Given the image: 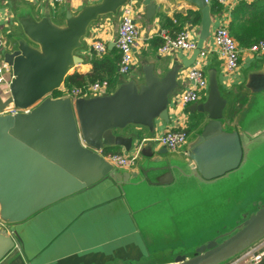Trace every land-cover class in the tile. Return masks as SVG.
<instances>
[{
    "label": "water",
    "instance_id": "95a60500",
    "mask_svg": "<svg viewBox=\"0 0 264 264\" xmlns=\"http://www.w3.org/2000/svg\"><path fill=\"white\" fill-rule=\"evenodd\" d=\"M130 1H137L150 20L158 3L169 0H100L67 13L61 22L37 19L26 4L14 9L20 34L12 37L13 50L2 54L9 82L6 92L0 90V264H18L20 259L31 264L25 252L35 246L32 224L105 183L118 189L131 221L140 210L165 228L147 241L133 224L145 241L141 257L124 249L102 264H230L264 241V176L258 188L245 180L247 173H264V65L245 73L243 89L252 98L236 127L225 121L233 99L223 94L216 69L205 65V96L190 107L199 117L197 129L175 151L177 156L165 148L152 150L156 122L169 124V110L177 106L172 99L184 82L181 74L210 37L213 20L204 0H183L200 14L189 59L176 61L164 73L165 64H143L141 82L123 81L110 94L77 99L61 95L66 77L83 63L78 52L90 26L116 16ZM131 127L145 129L151 138L143 141L136 130L126 134ZM137 146L135 165L129 169L102 154L112 148L128 154ZM127 186L158 202L149 211L145 206L134 210L124 195ZM242 193L248 203L237 207ZM226 220L234 221L233 226L221 229Z\"/></svg>",
    "mask_w": 264,
    "mask_h": 264
},
{
    "label": "crops",
    "instance_id": "0c3cea01",
    "mask_svg": "<svg viewBox=\"0 0 264 264\" xmlns=\"http://www.w3.org/2000/svg\"><path fill=\"white\" fill-rule=\"evenodd\" d=\"M99 1L100 0H78L72 3L70 0H65L64 3L56 5L52 0H0L1 46H9L6 51L2 48L3 50L1 49V52H11L14 48L12 37L20 34V29L13 19L14 9L19 5H29L37 19L47 16L51 17L56 22H61L67 13H76L84 6ZM244 1L246 3H251V0ZM136 3L137 1L134 2L136 11L141 13L144 18L146 26L145 34L147 33L148 36L143 39L140 38L136 43V49L134 51V60L136 63L134 64L132 75L127 77L118 76L119 82L117 86L119 83L131 79L141 82L143 64H165V68L162 70V73H164L173 63L187 60L192 54V52L172 51L166 55H160L159 49L161 47L160 43L162 36H169L171 33L168 29L163 27L164 23L167 20H172L175 15L184 17L188 11L196 12L195 7L183 0L159 2L155 16L147 20L145 18V9ZM234 3L235 2H229L227 0V5L224 6V12L212 17L213 22L210 37L204 45V48L211 50L206 58V66L216 69L218 73V82L223 94L231 95V100L233 99L232 101L230 100L231 103L225 112V121L230 127L237 126L241 113L250 104L252 98V96L243 89L246 71L251 67L264 65V57H254L247 53L246 50L239 49L240 57L238 69L232 73L228 79L223 76V73H225L223 62L219 56V52L213 46L212 33L218 26L228 25L230 11ZM118 24L119 13L116 16L101 18L97 23L90 26L87 36L84 39V48L78 52V55L83 59V63L76 66L72 70V73L76 72L85 75L91 72L92 67L89 61L92 59L91 54L93 50L91 48L94 42H101L109 51L115 50L114 46L112 48L109 47L111 44L114 45ZM185 29L190 32L193 42L196 43L199 25H187ZM151 50L157 53V55L159 54V57H154ZM140 53H144V55L141 58H137L136 55ZM187 70L188 69L181 74V77L184 79L180 89L182 91L191 87L190 83L185 78ZM5 89V86H0V90L3 93L6 92ZM204 96V93H201L199 100L202 101ZM240 99H243L244 103L241 108H237L236 102ZM174 101L177 102L175 97L172 99V103ZM190 107L191 105L183 107L180 103H177L176 108L171 106L169 110V124L157 121L154 137L156 138L163 135L167 129L181 128L179 124L184 123L188 117H191L188 123L190 127L188 131L187 129L186 131L188 134L194 132L199 125L198 123L195 126L194 122H197L196 119L199 117L191 113ZM176 112L182 114L180 116H175L174 114ZM135 130L140 134L142 139L151 138L150 134L142 128H128L126 134L133 133ZM160 149V147L155 145L152 150L156 153ZM134 150L139 151L140 147L137 146ZM117 151H120V149H117ZM169 154L177 156L179 152H169ZM110 185L109 183H105L91 193L85 195L84 198L81 197L82 199L79 198L62 203L58 207L42 215L41 218L43 219H37L29 229L34 236L35 246L29 247L25 252L31 264H102L114 253L122 252L124 249H128L132 257L133 255L141 257V245L145 241L140 239L136 232L137 229L134 228L133 224L141 227L144 231L146 240L161 234L165 227L162 223L158 224L156 218L144 216L139 212L140 210H136L135 208L144 209L145 206L144 211H149L158 200L137 196L136 192L132 190V186L125 187L124 195L129 204L136 210L131 221L124 204L118 200V189ZM163 189L164 188H159V191L162 192ZM34 227L40 229L36 230ZM64 228L65 230H63ZM60 231H62L61 234H58ZM58 235L60 236L57 239L51 240ZM50 240L52 244L49 245ZM133 245H135V248ZM250 251L260 253L263 256L264 241ZM18 264H24V261L20 259ZM261 264H264V257H262Z\"/></svg>",
    "mask_w": 264,
    "mask_h": 264
},
{
    "label": "built area",
    "instance_id": "2783aa9c",
    "mask_svg": "<svg viewBox=\"0 0 264 264\" xmlns=\"http://www.w3.org/2000/svg\"><path fill=\"white\" fill-rule=\"evenodd\" d=\"M65 0H52L56 5L64 3ZM72 3L78 0H70ZM211 0H204L205 4L210 3ZM262 1V0H257ZM217 2L223 6L227 5V0H217ZM135 10V4L133 1L128 2L119 10V24L117 35L114 41V48L119 54V61L117 64L118 76L128 75L136 63L134 60V51L136 49V43L138 41V32L134 22L133 13ZM163 44L159 49L161 55H166L172 51H180L190 53L195 49V43L191 38V34L188 31H184L176 35L174 38L169 36H162ZM212 41L214 48L219 52V56L223 62L224 72L230 75L238 69L240 50L233 39L229 36L226 25H220L212 33ZM1 37H0V86H7L9 82L8 68L4 64L1 52ZM92 50L97 54H102L105 51V46L96 41L92 45ZM211 50L203 48L200 52L194 64L185 73V78L191 87L184 90L180 98L175 96V99L181 105H189L199 101L200 94L206 91L207 81L204 74V66L206 65V58L210 54ZM247 53L254 57L264 56V41H260L252 45L246 50ZM113 90L109 88L106 81L96 82L89 85L83 90L68 91L64 88L61 90V94H70L73 99L87 98L94 96H101L112 93ZM13 112L12 109L8 110ZM188 133L184 129H178L176 131H167L159 137H154L151 141L160 148H165L168 152H175L181 145L184 144ZM145 139L143 141H148ZM133 153V154H132ZM138 151H132L128 154H113L106 156V159L113 165L129 169L135 165ZM262 255L250 251L242 257L234 260L230 264H261Z\"/></svg>",
    "mask_w": 264,
    "mask_h": 264
},
{
    "label": "trees",
    "instance_id": "16d2710c",
    "mask_svg": "<svg viewBox=\"0 0 264 264\" xmlns=\"http://www.w3.org/2000/svg\"><path fill=\"white\" fill-rule=\"evenodd\" d=\"M235 2L230 11V20L227 25L229 36L233 39L240 50H247L252 45L264 41V0L251 1L246 3L243 0H228ZM210 14L212 17L222 14L224 6L219 4L217 0H211L209 3ZM200 24L199 12L188 11L184 17L175 15L172 20H167L163 27L168 29L170 38H174L181 32L186 31L185 27L198 26ZM162 46L163 40L160 43ZM91 61L89 64L92 67L90 73L82 75L76 72L67 76L64 81V88L68 91L83 90L89 85L96 82L106 81L111 90H114L119 82L117 74V64L119 54L117 50H108L105 48L104 53L97 54L92 51ZM59 94L54 93L57 97ZM244 103L243 99L237 100L236 107L241 108ZM200 123L194 122L195 126ZM112 154H120L114 150ZM264 257V255L262 256Z\"/></svg>",
    "mask_w": 264,
    "mask_h": 264
},
{
    "label": "rangeland",
    "instance_id": "374dc122",
    "mask_svg": "<svg viewBox=\"0 0 264 264\" xmlns=\"http://www.w3.org/2000/svg\"><path fill=\"white\" fill-rule=\"evenodd\" d=\"M133 18H134V22H135V25H136V28H137V32H138V40L140 39V38H146L148 35H147V33L145 34V31H146V26H145V22H144V18H143V16H142V14L141 13H139V12H137L136 11V6H135V10H134V13H133ZM9 46L8 45H2V48L6 51V49L8 48ZM2 49V50H3ZM116 50V49H115ZM152 51V50H151ZM135 54V53H134ZM134 54H133V56H134ZM160 54V53H159ZM159 54L157 55V53H154L153 51H152V55L155 57H159ZM144 55V53H140V54H138V55H136V57L137 58H141L142 56ZM161 55V54H160ZM262 57H264V56H262ZM261 57V58H262ZM134 71V70H133ZM133 71H131L128 75H126V76H124V77H127V76H131L132 75V73H133ZM224 75V78H226V79H228V77L230 76V74L229 73H227V72H225V73H223ZM181 93H182V90H180L178 93H177V98H180V95H181ZM203 93V92H202ZM61 95H63V94H61ZM203 96V95H202ZM190 119H191V117H188L187 119H186V121L184 122V123H180L179 124V126L181 127V128H184V129H187V131H188V129H189V121H190ZM196 120H198V118L196 119ZM132 128V127H131ZM130 128V129H131ZM114 150H117V149H114V148H112V149H106L103 153L106 155V156H108V155H112V152H115ZM120 154H127V153H124V152H122L121 150L120 151H118ZM133 154V153H132ZM262 172V171H261ZM256 173V174H253V175H249L248 173H247V175H246V178H245V180H247V181H249V182H251L252 184H253V187H256V188H258V186L260 185V183H261V177H263L264 176V173L262 174V173ZM262 174V176H260ZM261 178V179H260ZM237 183H239V182H237ZM253 189H255V188H252V190L251 191H254ZM248 200H249V197L247 196V195H245V193H242V195H237V207H239L240 206V204H241V201H242V203H248ZM245 205H242V207L244 208V209H246L247 208V206H245ZM243 209V210H244ZM233 222L234 221H228V220H226V221H223L222 223H221V229L224 227V226H229V227H231V226H233ZM227 228V227H226Z\"/></svg>",
    "mask_w": 264,
    "mask_h": 264
},
{
    "label": "bare ground",
    "instance_id": "6f19581e",
    "mask_svg": "<svg viewBox=\"0 0 264 264\" xmlns=\"http://www.w3.org/2000/svg\"><path fill=\"white\" fill-rule=\"evenodd\" d=\"M243 1H244V0H243ZM251 1H257V0H251ZM226 28H227V25H226ZM189 68H190V67H189ZM189 68H188V69H189ZM190 85H191V83H190ZM185 90H186V89H185ZM206 90H207V89H206ZM183 91H184V90H183ZM183 91H182V92H183ZM205 93H206V91L204 92V95H205ZM199 101H200V100H199ZM199 101H198V102H199ZM198 102H196V103H198ZM177 103H178V102H177ZM193 104H195V103H193ZM190 105H192V104L185 105V106H190ZM182 106H183V105H182ZM183 107H184V106H183ZM178 129H181V128H178ZM178 129H171V130H172V131H176V130H178ZM182 129H184V128H182ZM184 130L186 131V129H184ZM167 131H170V130L167 129ZM167 131H166V132H167ZM166 132H165V133H166ZM186 132H187V131H186ZM187 133H188V132H187ZM102 154H103L104 157L106 158V155H105L104 153H102ZM112 155H113V154H112ZM248 252H249V251H248ZM248 252H246V253H248ZM246 253H245V254H246ZM245 254H244V255H245ZM242 256H243V255H242ZM242 256H241V257H242ZM239 258H240V257H239Z\"/></svg>",
    "mask_w": 264,
    "mask_h": 264
}]
</instances>
